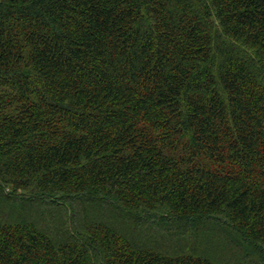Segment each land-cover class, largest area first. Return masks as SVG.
Listing matches in <instances>:
<instances>
[{
    "label": "trees",
    "instance_id": "trees-1",
    "mask_svg": "<svg viewBox=\"0 0 264 264\" xmlns=\"http://www.w3.org/2000/svg\"><path fill=\"white\" fill-rule=\"evenodd\" d=\"M0 264H264V0H0Z\"/></svg>",
    "mask_w": 264,
    "mask_h": 264
}]
</instances>
